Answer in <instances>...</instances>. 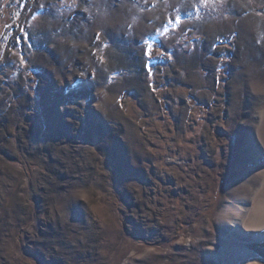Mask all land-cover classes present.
Returning <instances> with one entry per match:
<instances>
[{
  "label": "rangeland",
  "instance_id": "374dc122",
  "mask_svg": "<svg viewBox=\"0 0 264 264\" xmlns=\"http://www.w3.org/2000/svg\"><path fill=\"white\" fill-rule=\"evenodd\" d=\"M261 208L264 0H0V264H264Z\"/></svg>",
  "mask_w": 264,
  "mask_h": 264
},
{
  "label": "bare ground",
  "instance_id": "6f19581e",
  "mask_svg": "<svg viewBox=\"0 0 264 264\" xmlns=\"http://www.w3.org/2000/svg\"><path fill=\"white\" fill-rule=\"evenodd\" d=\"M261 210L264 212V208H261ZM246 214L247 213H245L242 217H241V219H239L237 222H235L234 224L236 225V228H238V227H240V225L241 226H246L247 228H252L253 230L254 229H258V231H253L254 233H252V235H253V238L254 239H258V240H260V239H263V237H264V229H261V231H259V229L260 228H262L263 226L260 224V225H257V224H255V225H250L249 223H248V221H247V219H246ZM239 225V226H238ZM240 252H242V254H244V256L246 257H249V252L246 250V249H242V250H240Z\"/></svg>",
  "mask_w": 264,
  "mask_h": 264
},
{
  "label": "snow or ice",
  "instance_id": "6c2138e0",
  "mask_svg": "<svg viewBox=\"0 0 264 264\" xmlns=\"http://www.w3.org/2000/svg\"><path fill=\"white\" fill-rule=\"evenodd\" d=\"M33 19H35V17H33ZM169 23H172V21H169ZM175 23L179 24L180 20L179 17L175 18ZM23 29H21V32L23 33ZM22 37H17V42L20 41ZM5 39H7V37H5ZM145 44L147 45V47L144 49L143 55L145 57H151L152 51H153V45L151 43H148L147 41H145Z\"/></svg>",
  "mask_w": 264,
  "mask_h": 264
}]
</instances>
